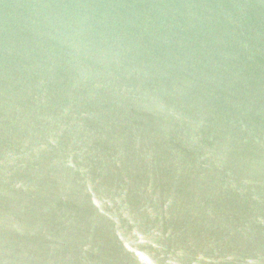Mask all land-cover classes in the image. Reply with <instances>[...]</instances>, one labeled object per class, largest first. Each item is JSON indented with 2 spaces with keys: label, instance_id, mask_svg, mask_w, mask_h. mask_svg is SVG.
<instances>
[{
  "label": "water",
  "instance_id": "water-1",
  "mask_svg": "<svg viewBox=\"0 0 264 264\" xmlns=\"http://www.w3.org/2000/svg\"><path fill=\"white\" fill-rule=\"evenodd\" d=\"M0 264H264V0H0Z\"/></svg>",
  "mask_w": 264,
  "mask_h": 264
}]
</instances>
